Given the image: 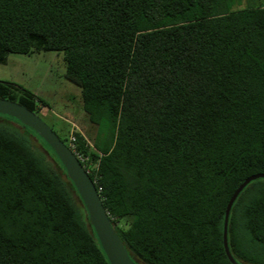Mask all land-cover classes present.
<instances>
[{
  "label": "trees",
  "instance_id": "16d2710c",
  "mask_svg": "<svg viewBox=\"0 0 264 264\" xmlns=\"http://www.w3.org/2000/svg\"><path fill=\"white\" fill-rule=\"evenodd\" d=\"M40 51L63 53L95 132L48 125L135 264H231L226 205L264 174V0H0V64ZM0 98L45 106L1 80ZM227 242L264 264L263 177L234 200ZM0 264H110L52 148L3 114Z\"/></svg>",
  "mask_w": 264,
  "mask_h": 264
},
{
  "label": "water",
  "instance_id": "95a60500",
  "mask_svg": "<svg viewBox=\"0 0 264 264\" xmlns=\"http://www.w3.org/2000/svg\"><path fill=\"white\" fill-rule=\"evenodd\" d=\"M0 114L18 120L22 125L31 128L54 151L65 169L67 178L73 183L88 216L96 238L110 264H135L130 258L123 242L116 234L108 214L103 206L94 182L90 179L83 165L73 151L58 137L52 128L35 112L11 100L0 98ZM264 178V174L247 177L234 190L226 205L223 222V247L231 264L238 263L231 255L227 242V224L230 208L239 192L250 181Z\"/></svg>",
  "mask_w": 264,
  "mask_h": 264
},
{
  "label": "rangeland",
  "instance_id": "374dc122",
  "mask_svg": "<svg viewBox=\"0 0 264 264\" xmlns=\"http://www.w3.org/2000/svg\"><path fill=\"white\" fill-rule=\"evenodd\" d=\"M64 72L63 53L56 51L10 53L7 62L0 64L1 81L28 89L44 102L40 116L47 124L58 131L60 124L69 121L91 141L95 128L81 110L80 89L65 78Z\"/></svg>",
  "mask_w": 264,
  "mask_h": 264
},
{
  "label": "built area",
  "instance_id": "2783aa9c",
  "mask_svg": "<svg viewBox=\"0 0 264 264\" xmlns=\"http://www.w3.org/2000/svg\"><path fill=\"white\" fill-rule=\"evenodd\" d=\"M71 138V140H73V137H70Z\"/></svg>",
  "mask_w": 264,
  "mask_h": 264
}]
</instances>
